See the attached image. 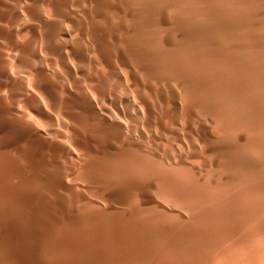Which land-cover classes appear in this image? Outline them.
Returning <instances> with one entry per match:
<instances>
[{
  "label": "rangeland",
  "instance_id": "obj_1",
  "mask_svg": "<svg viewBox=\"0 0 264 264\" xmlns=\"http://www.w3.org/2000/svg\"><path fill=\"white\" fill-rule=\"evenodd\" d=\"M134 2L135 4H133ZM140 3H141L140 0H90V1L89 0H0V23L5 24V25L0 24V145H3L0 148V178H1L0 205L5 203L7 200L17 199L22 194L28 195L32 193H41L42 195L48 197L51 201L56 200L58 197H61L62 199L67 201L68 199L71 198V195H74L78 197L76 202L75 216L80 221L81 218L84 221L85 219L91 217V219H93L94 225L98 227L101 230V232L103 233L106 232L107 233V234L105 233L106 235L112 234L118 237L122 236L121 238L127 239L126 245L124 247H120L119 249L102 245L104 246L103 247L104 252H106L107 254L109 253L114 257L120 259V260L117 259L116 262L111 264H186L187 263L186 259L183 260V258H178L173 256L172 254H170L171 251L169 250H166L163 255L156 256L150 262L140 261V260L135 261L134 259L127 257L125 255V251L129 249L134 250V248L137 247L142 248L143 245H140V242L142 244L143 238L141 237H145L144 234L145 235L147 234V237L149 238L150 236L151 237L153 236V232L156 233L158 231L166 230L170 228L183 229L185 227L183 230H187L186 227L188 228L190 227L188 230L192 232L195 231L194 233L196 234H200L202 236H207V237L209 236L211 238H216L215 235L217 234L219 235L224 234L223 228L224 226H229L230 224H232L231 222L233 220V215L230 216L231 213L230 215L228 213L229 216L228 217L226 215L227 213H223L224 217L226 218L225 221L224 220L225 218L222 217L223 215L222 212H218L217 209L215 213L214 212L206 213V215H202V216L192 215V217L194 216V218L190 221L189 217H191L190 216L191 214L188 213L189 209L187 206L195 204L196 201L198 202V204H207V203L211 204L213 202L211 205H214L215 207L217 204L225 203L227 196L229 198L227 201L232 200L234 202L237 201V203H239L238 201L240 200L239 204H242L241 201H243L244 206H242V209L240 211L241 213L237 212L238 217L243 223L246 222V220L248 221V218L252 216L251 214L255 213L256 211L255 206H254L255 208L252 207L253 206L252 205L251 207L249 208L246 207L245 209V205L249 206L254 203L256 204V202L258 201L254 199V197L250 199L248 196L245 195V193L244 194L242 193L248 188L250 189L256 185H259V182L261 180L264 181L263 179L264 153L259 151L257 153L256 150L252 148L255 140L258 139L262 140L261 135L252 131H248L245 132L244 138L246 139V141H244L245 139H243L242 140V142L244 141L243 144L241 141L233 142L231 138L224 131L225 126L223 124H224V120L226 119L224 117H220L219 114L218 115L215 113L206 114L201 110L197 109L195 110L194 116L192 118H187L185 108H187V104L189 101V92L186 83L189 84L190 81L191 83H193L194 80L195 81L198 80L202 82L203 85H205V87L207 88H212L217 83L223 85L224 93L223 92L222 93L224 95L222 94L221 96L219 94L218 95L213 94V102L216 101L214 104H217V108L220 106L221 111L222 110L232 111L233 108L235 107L238 108L239 106H241L243 100L242 93L243 94L246 92L248 93L250 90L255 88L256 89L253 90L254 97L256 95L257 97L260 96L256 100H259L261 98L260 101H262L264 99V74H263L264 67L262 68V65L264 66L263 64L264 61H257L255 60V57H257V55L259 57V54H262L260 56H263L264 48L255 49L250 47L237 48V47H228V46L226 48L225 47L220 48L205 44L203 46V44L189 43L188 41L184 40V38L176 37L174 35H172L174 39L171 36L172 44L170 46L162 45L160 42H158L159 41L158 37L162 33V31H165V28L166 30L174 29L173 27L175 26L176 23L185 21V17L181 13H179L178 10L170 9L167 11V13L169 14V15L167 14V18L169 17L168 26L166 25V26H162V28L161 27L158 28L157 26L155 27L152 25L151 27L149 25L148 27V25L142 22L143 9H142V4ZM21 11H23V13ZM44 14H46L45 16L48 17H45ZM137 15L140 17H137ZM49 17L51 19H48ZM54 18L55 20H53ZM173 20H175V22ZM134 22L136 25L133 24ZM134 25L136 28L134 27ZM17 28L20 30H18ZM38 28L40 30V33ZM117 30L119 31V33ZM63 32H66V35H62ZM144 34L149 35L150 38ZM59 35L61 37H59ZM135 35L137 37H135ZM131 36L133 37L130 38ZM141 36L144 38H142ZM61 38L63 41L61 40ZM155 38L157 39V41H155L156 40ZM52 39H54L56 42ZM96 43L98 45H96ZM186 45L188 47H185ZM161 46H163L164 50L161 48ZM212 49L213 51L214 50L216 51L213 52ZM116 51L120 52L123 55V57L126 59V64L120 61V59L116 55ZM143 51L145 52V54H147L148 62L150 63V65L154 66L153 68L156 70L158 75V79H156V81L153 79L150 80V84L154 90H162L166 98V100H164L165 102L160 101L159 99L154 97L149 92V90H147L145 87L143 88L139 84L141 83V80L142 82L148 80L147 74L141 71L138 67L140 60H143L144 58L142 54ZM249 51L250 53L248 54L247 52ZM213 53L214 55H212ZM237 53H239V55ZM16 54H18L17 57ZM227 54H229V58ZM240 54H242L241 57ZM247 54L249 55L248 57ZM168 55L171 58H169ZM232 55L237 57H233ZM8 56L11 59H8ZM212 56L213 57L216 56L217 60L216 57L211 58ZM238 56L240 57V59L243 56L242 60L237 59L239 58ZM182 57L184 58V60H182L183 59ZM57 58H60V60ZM149 58L151 59L149 60ZM198 58H200L201 61H199ZM12 59L13 61H11ZM229 59L231 63L229 62ZM168 60L170 62L173 61V63L168 62ZM174 60H176L177 63ZM243 60L245 63L243 62ZM10 62H14L13 66L11 65ZM34 62H37V64L39 65H37ZM97 62L98 65L96 64ZM235 62L236 64H234ZM258 62L262 64L260 65ZM174 63H176L177 65ZM238 63H240L239 64L240 66H238ZM34 64L35 67L37 68H34ZM117 64L119 65L120 70L117 67L118 66ZM171 64H172V68H171ZM189 64H192V66ZM95 65L98 67L97 69H95L96 68ZM193 65H195V67H193ZM212 65L217 70L215 68L214 70ZM196 66H198L197 69L199 68L200 69L197 70ZM227 66L229 68L228 70H226ZM134 67L136 69V73L135 70L133 71ZM249 67L251 68L250 70L248 69ZM232 68H234L236 71H234ZM240 68L243 69L240 70ZM237 69L240 74L241 73L244 74L239 75V73H237ZM253 69L254 71L257 70L258 73L257 71L254 72ZM223 70L226 72L225 74H223L224 73ZM231 70L232 73H230ZM251 70L253 72H250ZM27 71H30V73ZM106 71L108 72L107 75H105ZM120 71L125 77L122 76ZM195 71L196 73L198 71V73L196 74L197 76L194 74ZM208 73L211 75V77ZM95 74L97 75L95 76ZM167 74H169V76H167ZM175 74L183 79L184 81L183 84L175 80L176 79ZM133 76L136 77L139 83L134 80ZM255 76L260 78H256ZM110 77L112 78L110 79ZM113 78L115 79V81ZM203 78L206 82L203 80ZM208 78L210 81L208 80ZM219 78L221 81H218ZM253 79L255 80L253 81ZM209 82H212V84ZM206 84L208 86H206ZM236 84H241V85L238 86ZM179 85L181 89L179 88ZM119 87L123 88L124 90L123 89L120 90ZM241 87L242 89L240 91L239 88ZM176 88L178 89V91ZM233 91L234 92L238 91V93H234L236 95L231 94V92L233 93ZM3 92L4 93L6 92V95ZM28 92L30 95H28ZM178 92H180L179 93L180 95H177ZM171 95H174L175 98H177L176 101L178 100L177 101L178 110L176 113H174L173 106L169 101ZM222 98L223 100H221ZM220 100L222 102H220ZM263 101L262 103L264 104ZM159 104L161 105V109ZM152 107H154L153 110ZM154 109L157 112H155ZM98 112L101 114H99ZM205 115H208V117ZM108 117H110L111 120ZM205 119L208 121V123L207 121L205 122ZM153 120H155L156 122ZM27 124L30 125L31 128H28L26 126ZM73 124L74 125L76 124L75 126L76 127L78 126L79 128H76ZM190 124H192V126ZM200 125L206 128L207 132L209 133V137L207 138L200 137L199 135ZM213 129L216 130L215 131L216 135ZM101 130L103 131V133ZM210 132H212L213 134H211ZM217 134H219L220 136ZM221 134H225V135H221ZM226 135L229 137V139H227L228 137ZM123 138L124 140L126 139L127 142H125L126 140L124 141ZM227 143L230 145L228 146ZM46 144L47 147L45 146ZM53 148L55 151L53 150ZM251 149L255 153L250 151ZM180 151L182 152L180 153ZM178 152L179 154H176ZM218 152H221V154ZM129 153L130 155H128ZM260 153L263 154L260 155ZM180 154L181 157L178 156ZM167 155L169 156L171 155V157L169 158V156ZM258 155H260V157ZM226 157L227 159H225ZM92 158H94L95 160H93ZM184 159H188L189 161L188 160L186 161ZM183 160L185 161V163ZM193 160L195 161L197 160L196 162H199V164H197ZM228 160L231 161V163ZM257 160L258 161L261 160V162H259L260 165L256 164L258 163ZM254 161L255 163H253ZM186 162H188L189 164ZM130 163L132 165L134 164V166L130 165ZM232 163L236 165V166L234 165L236 168L233 167ZM248 163L251 164L254 169L255 168L256 169L254 170L251 166H250L251 168L247 167L246 165ZM127 165L131 167V170L129 167H128L129 169H126ZM189 166L191 167L189 170L192 169V173L191 171H188ZM256 166H258L259 169L260 167H262L261 169L263 171L261 172L258 171L257 170L258 168ZM230 167H232L233 170ZM149 169L152 174L150 173ZM12 170L19 172L25 178L21 179L16 175H13ZM88 171L90 172L88 173ZM198 171L200 173L202 172V175ZM130 173L131 176L133 177L130 176ZM161 173L163 174L165 173L164 177ZM125 174L130 176L129 179L126 178L128 177L127 175L124 176ZM134 174L138 176H135ZM248 174L251 175L249 176ZM253 174L255 175L254 178L255 177L256 178L261 177V178L260 179L257 178V180L255 181V179L252 178ZM154 175L156 176V179H154L155 177ZM170 175L173 176L171 177ZM181 175L183 177L187 176L189 178V181H187L186 179L187 177L183 178L181 177ZM198 175L199 177H196ZM205 175L208 177H204ZM120 176L122 177V179L120 178ZM116 177L118 179H115ZM178 177L180 178V180ZM247 177L252 178V180L251 179H249L250 181L247 180L248 179ZM59 179H61V181L67 186V189L61 187L59 183ZM196 181L198 184L196 183ZM239 181H241V183ZM248 181L250 183L249 186L247 187ZM184 182L188 183L189 185L190 182L192 183L191 186H189ZM169 183L171 185H169ZM77 184L78 186H76ZM238 184L240 187L243 184L244 185L243 188H245V190L241 188L242 192L239 190L240 193H236V192L234 193L233 191L235 190L238 191L237 190ZM198 185L201 186L200 187L201 190L200 188L198 190L199 187ZM202 185L203 186L209 185V186L203 187ZM218 185H220V187ZM234 185H236V187ZM145 188L147 189L148 194L152 197L153 201L141 202L142 201L141 198L138 195L136 197V194H138V190ZM234 188L235 190H233ZM177 189L178 191H176ZM227 190L230 194L227 193ZM186 191L188 192L185 193ZM194 191H196V194ZM115 192L118 194H116ZM205 192L206 193L208 192L207 195ZM179 194L181 196H179ZM208 194L211 195L209 196ZM243 195L245 196L243 197ZM163 197L165 198L163 199ZM171 197L173 200L176 199L175 200L176 202L173 201ZM214 197L217 198L218 201H216ZM231 197L233 199L230 200ZM136 199L140 201L139 203L137 202L140 205H138L136 202L135 205L133 204L134 200ZM211 199H213V201H211ZM203 200L204 201L207 200V201L204 202ZM197 202L195 205H198ZM152 205L153 207L156 206V209L155 208L153 209L156 210L157 212H153V213L154 215L155 213H157L158 215L157 217L156 216L154 217L153 215L152 217H150L151 216L150 212L153 210L149 208H151ZM78 206L80 207L81 210L79 209ZM141 206L143 207V210H141L142 208ZM147 206H149V208ZM250 208L251 209L254 208V209L250 210ZM185 211L187 212L185 213ZM87 212L88 214H86ZM190 212L192 211L190 210ZM257 212H259L258 209ZM96 213H98L99 215ZM158 213H161V215L163 214L166 217L169 216L166 218L169 222L167 220L166 221L168 222V224L169 223L170 224L166 226L167 222L165 223L163 222L164 221L163 215H162L163 218L162 217L159 218L161 215H159ZM174 213L177 215L178 218L182 219L181 220L182 222L178 221ZM220 213H221V217H220ZM10 214L11 216H13L15 214V211H10ZM148 214L150 215L148 217L150 218L149 220L147 217L146 218L144 217L145 219L142 220L139 219V217L141 218V216L142 217L145 215L147 216ZM213 214H215L216 216ZM216 217L220 219L219 223L217 222L218 219ZM244 217H248V218L244 220L245 219ZM125 219L126 221H124ZM146 219L147 221H145ZM221 219H223L224 221ZM101 220L103 221V223L101 222ZM196 220H198V222ZM213 220H215V222L217 223H213L214 222ZM122 221L125 222L126 226ZM138 221L141 222V224H139ZM153 221L154 223H152ZM186 221L188 223H186ZM220 221H223L222 223L225 222V224H223L224 226H222L223 228L220 227L221 224ZM127 222L129 223V225ZM150 222L152 223L153 226L151 225ZM206 222H208L209 224H207ZM148 223H150V225ZM155 223L157 224V226ZM179 223H181L183 226H181V224L179 225ZM183 223L184 224L186 223L185 224L186 226ZM201 223L203 225L202 227L200 226ZM210 223H212L213 225L215 224L216 226L214 225V227H216V229L218 227V230L214 229V227ZM194 224H198L200 227ZM160 225H163V228H160L159 227ZM108 226H110L109 228L112 229L113 231H111L108 228ZM118 226L120 227L119 231H118L119 229ZM136 227L139 228L135 229ZM205 229H207L208 232ZM65 230L66 229H64L63 231ZM214 230L216 231V233L214 232ZM203 231H205V234ZM127 232L129 234L131 233L132 234L127 235L128 234ZM135 237L137 238V240ZM147 237H145L147 241L153 238L152 237L148 239ZM180 248L181 247H177V249L172 248V251L174 249L175 252L177 251V253H186L185 248H181V249ZM207 248L202 247L201 249L203 250L202 253L205 252L207 253L209 249ZM123 257L125 259H123ZM213 262L211 264H219V262H217L216 260Z\"/></svg>",
  "mask_w": 264,
  "mask_h": 264
},
{
  "label": "bare ground",
  "instance_id": "obj_2",
  "mask_svg": "<svg viewBox=\"0 0 264 264\" xmlns=\"http://www.w3.org/2000/svg\"><path fill=\"white\" fill-rule=\"evenodd\" d=\"M90 1V0H89ZM142 4V9H143V16H142V22H144L146 25H149L152 27L153 26H157L158 28L162 26H168V18H167V11L168 10H178L179 13H181L184 17H185V21L183 22H178L175 24V26L173 27L174 29L169 30L165 28V31H162V33L159 35L158 37V42H160L162 45L165 46H170L172 44V39L171 36L174 35L176 37H181L184 38V40L188 41L189 43H198V44H204L205 45H211L214 47H237V48H246V47H250V48H264V0H140ZM48 3V2H47ZM90 3V2H89ZM115 3V2H114ZM28 4V3H27ZM135 4V2L133 3ZM137 4V3H136ZM29 5V4H28ZM92 5V4H91ZM139 5V4H138ZM137 6V5H135ZM56 7V6H55ZM110 7V6H109ZM40 8V7H39ZM119 8V7H118ZM127 8V7H126ZM138 8V7H137ZM140 8V7H139ZM21 10V9H20ZM140 10V9H138ZM91 11V10H90ZM137 11V9H136ZM23 13V11H21ZM63 12V11H62ZM61 12V13H62ZM65 12V10H64ZM116 13V12H115ZM25 14V13H24ZM23 14V15H24ZM39 14V13H38ZM22 15V16H23ZM46 14H44L45 16ZM65 15V14H64ZM93 15V14H92ZM118 15V14H117ZM126 15V14H125ZM169 15V14H168ZM10 16V15H9ZM21 16V15H20ZM25 16V15H24ZM71 16V15H70ZM113 16V15H112ZM48 17V16H45ZM122 17V15H121ZM137 17H140L137 15ZM173 17V16H172ZM32 18V17H31ZM22 19V17H21ZM48 19H51L50 17ZM57 19V18H56ZM138 19V18H137ZM44 20V18H43ZM55 20V18L53 19ZM58 20V19H57ZM125 20V19H124ZM133 20V19H132ZM140 20V19H139ZM48 21V20H47ZM61 21V20H60ZM112 21V20H111ZM119 21V19H118ZM129 21V20H128ZM127 21V22H128ZM138 21V20H137ZM175 22V20H173ZM22 22V21H21ZM20 22V23H21ZM66 22V21H65ZM121 22V21H120ZM130 23V22H129ZM137 23V22H136ZM1 24V23H0ZM27 24V23H26ZM25 24V25H26ZM127 24V23H125ZM135 24V22L133 23ZM132 24V25H133ZM139 24V23H138ZM174 24V23H173ZM1 25H5V24H1ZM33 25V24H32ZM64 25V24H63ZM124 25V24H123ZM136 25V24H135ZM134 25V27H135ZM140 25V24H139ZM171 25V24H170ZM19 26V25H18ZM17 26V27H18ZM41 26V25H40ZM44 26V25H43ZM121 26V25H120ZM130 26V25H129ZM145 26V25H143ZM67 27V26H65ZM117 27V26H116ZM132 27V26H131ZM133 27V28H134ZM136 28V27H135ZM147 28V27H145ZM144 28V29H145ZM160 28V29H161ZM168 28V27H167ZM18 29V28H17ZM43 29V28H42ZM68 29V28H67ZM117 29V28H116ZM124 29V27H123ZM154 29V28H153ZM152 29V30H153ZM159 29V30H160ZM20 30V29H18ZM17 30V31H18ZM39 30V28H38ZM105 30V29H104ZM158 30V29H157ZM59 31V30H58ZM118 31V30H117ZM57 32V31H55ZM68 32V31H67ZM123 32V31H122ZM19 33V32H18ZM40 33V30H39ZM61 33V32H59ZM119 33V31H118ZM125 33V32H124ZM55 34V33H54ZM69 34V33H68ZM123 34V33H122ZM149 34V32H148ZM154 34V33H153ZM57 35V34H56ZM62 35H66V32H63ZM124 35V34H123ZM147 35V34H144ZM151 35V34H150ZM149 37V35H147ZM153 36V35H152ZM59 37H61L59 35ZM129 37V36H128ZM133 36H131L130 38H132ZM135 37H137L135 35ZM134 37V38H135ZM142 37V36H141ZM18 38V37H17ZM109 38V37H108ZM125 38V37H124ZM144 38V37H142ZM146 38V37H145ZM150 38V37H149ZM172 38L174 39V37L172 36ZM48 39V38H47ZM154 39V38H153ZM156 39V38H155ZM54 40V39H52ZM62 40V38H61ZM130 40V39H129ZM183 40V41H184ZM36 41V38H35ZM55 41V40H54ZM63 41V40H62ZM69 41V40H68ZM157 41V39L155 40ZM179 41V40H178ZM20 42V41H19ZM56 42V41H55ZM76 42V41H75ZM82 42V41H81ZM84 42V41H83ZM126 42V41H125ZM134 42V41H133ZM132 42V43H133ZM136 42V41H135ZM144 42V41H143ZM48 43V42H47ZM153 43V42H151ZM183 43V42H182ZM181 43V44H182ZM8 44V43H7ZM127 44V43H126ZM149 44V43H148ZM176 44V43H175ZM180 44V43H179ZM6 45V43H5ZM42 45V44H40ZM45 45V43H44ZM50 45V43H49ZM96 45H98L96 43ZM129 45V44H128ZM178 45V44H177ZM183 45V44H182ZM191 45V44H189ZM193 45V44H192ZM48 46V45H47ZM94 46V45H93ZM155 46V45H154ZM158 46V44H157ZM100 47V46H99ZM110 47V46H109ZM115 47V46H112ZM125 47V46H124ZM150 47V46H148ZM156 47V46H155ZM160 47V46H159ZM182 47V46H181ZM185 47H188L187 45ZM13 48V47H12ZM49 48V47H48ZM51 48V46H50ZM49 48V49H50ZM66 48V47H65ZM64 48V49H65ZM161 48L163 49V46H161ZM172 48V47H171ZM177 48V47H176ZM191 48V46H190ZM41 49V46H40ZM113 49V48H112ZM131 49V47H130ZM159 49V48H158ZM161 49V50H162ZM181 49V48H179ZM216 49V48H215ZM94 50V49H93ZM136 50V49H135ZM153 50V49H152ZM157 50V49H156ZM164 50V49H163ZM232 50V49H231ZM241 50V49H240ZM92 51V50H91ZM142 51V50H141ZM177 51V50H176ZM213 51V49H212ZM216 50H214L213 52H215ZM227 51V50H226ZM7 52V51H6ZM40 52V50H39ZM94 52V51H93ZM134 52V51H133ZM169 52V51H168ZM187 52V51H186ZM192 52V51H190ZM197 52V51H196ZM199 52V51H198ZM211 52V51H208ZM179 53V52H178ZM232 53V52H231ZM248 54L250 53L247 52ZM12 54V53H10ZM92 54V53H91ZM143 60H140L138 67L141 71L145 72L148 76V80L139 83L136 79L135 76L134 80L137 81L143 88L145 87L147 90H149V92L156 97L157 99H159L160 101H164L166 100L164 93L162 92V90H154L150 84V80H155L158 79V75L156 70L153 68L154 66L150 65V63L148 62V57L147 54H145V52L143 51ZM176 54V53H174ZM239 55V53H237ZM247 54V57L249 56ZM252 54V53H251ZM255 54V53H254ZM18 54H16L17 57ZM24 55V54H23ZM55 55V54H54ZM58 55V53H57ZM116 55L118 56V58L120 59V61L124 64H126V59L123 57V55L120 52L116 51ZM157 55V54H155ZM165 55V54H164ZM182 55V54H181ZM195 55V54H194ZM208 55V54H206ZM214 55V53L212 54ZM228 58H229V54ZM242 54H240L241 57ZM262 54H259V57L257 55V57H255V60L257 61H264V55L260 56ZM68 56V55H66ZM89 56V55H88ZM160 56V54H159ZM174 56V55H173ZM176 56V55H175ZM203 56V55H200ZM231 56V54H230ZM233 56V55H232ZM244 56V55H243ZM242 56V58H243ZM252 56V55H251ZM250 56V57H251ZM25 57V56H24ZM37 57V56H36ZM155 57V56H154ZM169 58H171L168 55ZM192 57V56H191ZM197 57V56H196ZM206 57V56H205ZM216 57V56H214ZM213 56L211 58H214ZM233 57H237V56H233ZM232 57V58H233ZM239 57V56H238ZM237 58V59H240ZM55 58V57H54ZM87 58V57H86ZM160 58V57H159ZM165 58V57H164ZM168 58V59H169ZM181 58V57H180ZM183 58V57H182ZM188 58V57H187ZM190 58V57H189ZM242 58L240 60H242ZM8 59H11L8 56ZM21 59V58H20ZM36 59V58H35ZM60 60V58H57ZM151 58H149L150 60ZM162 59V58H161ZM167 59V58H166ZM174 59V58H173ZM191 59V58H190ZM189 59V60H190ZM199 61H201L200 58H198ZM220 59V58H218ZM231 59V58H230ZM229 59V62H230ZM253 59V58H252ZM19 60V59H18ZM33 60V59H32ZM99 60V59H98ZM97 60V61H98ZM112 60V59H111ZM165 60V59H164ZM171 60V59H170ZM178 60V59H177ZM184 60V58L182 59ZM195 60V59H194ZM217 60V57H216ZM223 60V59H222ZM232 60V59H231ZM235 60V59H234ZM245 60V57H244ZM243 60V62H244ZM249 60V58H248ZM13 61V59L11 60ZM67 61V60H66ZM88 61V60H87ZM134 61V60H133ZM166 61V60H165ZM176 61V60H174ZM181 61V60H180ZM186 61V60H185ZM228 61V60H227ZM254 61V60H253ZM15 62V60H14ZM14 62H10L11 65L13 66ZM96 62V61H95ZM168 62H170L168 60ZM182 62V61H181ZM184 62V61H183ZM213 62V61H212ZM215 62V61H214ZM221 62V61H220ZM233 62V61H232ZM251 62V61H250ZM37 64V62H34ZM80 63V61H79ZM85 63V62H84ZM136 63V62H135ZM154 63V62H153ZM157 63V62H156ZM170 63H173V61H171ZM168 63V64H170ZM177 63V61H176ZM174 63V64H176ZM179 63V62H178ZM198 63V62H196ZM203 63V62H202ZM219 63V62H218ZM231 63V62H230ZM242 63V62H241ZM245 63V62H244ZM243 63V64H244ZM248 63V62H247ZM260 65L262 63L258 62ZM33 64V63H32ZM98 65V62L96 63ZM162 64V63H160ZM186 64V63H185ZM216 64V63H215ZM221 64V63H220ZM236 64V62L234 63ZM240 63H238V66ZM254 64V63H251ZM264 64V63H263ZM39 65V64H37ZM81 65V64H80ZM85 65V64H84ZM118 65V64H117ZM165 65V64H163ZM177 65V64H176ZM181 65V64H180ZM192 66V64H189ZM188 65V66H189ZM208 65V64H207ZM225 65V64H223ZM248 65V64H247ZM67 66V65H66ZM88 66V65H87ZM157 66V65H156ZM185 66V65H184ZM213 66V65H212ZM237 66V68H238ZM242 66V65H241ZM257 66V65H255ZM64 67V64H63ZM84 67V66H83ZM95 69H97L98 67L95 65ZM119 68V65L117 66ZM116 67V68H117ZM162 67V65H161ZM193 67H195V65H193ZM204 67V66H203ZM201 67V68H203ZM220 67V66H219ZM223 67V66H222ZM247 67V66H245ZM252 67V66H251ZM264 66L262 65V68ZM34 68L35 64H34ZM169 68V67H168ZM171 68H172V64H171ZM175 68V67H173ZM183 68V67H182ZM186 68V67H185ZM184 68V69H185ZM192 68V67H191ZM198 68V66H196V69ZM215 67L213 66V69ZM261 68V67H260ZM28 69V68H27ZM26 69V70H27ZM76 69V68H75ZM74 69V70H75ZM90 69V68H89ZM158 69V68H157ZM162 69V68H161ZM180 69V68H179ZM183 69V71H184ZM195 69V68H194ZM200 69V68H199ZM197 69V70H199ZM216 69V68H215ZM214 69V70H215ZM226 69V68H225ZM228 66L227 69L228 70ZM234 71H236L234 68H232ZM243 68H240V70H242ZM249 70L251 69L250 67L248 68ZM256 69V68H254ZM253 69V71H254ZM7 70V69H6ZM30 70V69H29ZM107 70V69H106ZM120 70V68H119ZM135 70L136 73V69L135 67L133 68V71ZM160 70V69H159ZM166 70V68H165ZM163 70V71H165ZM173 70V69H172ZM209 70V69H208ZM213 70V71H214ZM217 70V69H216ZM260 70V69H259ZM128 71V70H127ZM171 71V70H170ZM169 71V72H170ZM175 71V70H174ZM182 71V70H181ZM201 71V70H200ZM203 71V70H202ZM206 71V70H205ZM211 71V70H210ZM233 71V72H234ZM252 70L250 72H253ZM257 71V70H256ZM254 71V72H256ZM30 73V71H27ZM98 72V71H97ZM223 74H225L226 72L223 70ZM249 72V73H250ZM6 73V72H5ZM68 73V72H67ZM105 73V72H104ZM107 71L106 74L107 75ZM121 73V71H120ZM140 73V72H139ZM174 73V72H172ZM179 73V72H178ZM182 73V72H181ZM198 73V71H197ZM195 71V75L197 74ZM207 73V72H206ZM219 73V71H218ZM217 73V74H218ZM232 73V70L231 72ZM237 73L238 69H237ZM258 73V71H257ZM110 74V73H109ZM122 74V73H121ZM177 74V73H176ZM175 74V75H176ZM192 74V73H191ZM209 74V73H208ZM211 74V72H210ZM209 74V75H210ZM244 74V73H241ZM239 73V75H241ZM261 74V72H260ZM259 74V75H260ZM264 74V73H263ZM97 74H95L96 76ZM138 75V74H136ZM142 75V74H141ZM171 75V74H170ZM180 75V74H179ZM200 75V74H198ZM222 75V74H221ZM258 75V74H256ZM13 76V75H12ZM70 76V75H69ZM100 76V75H99ZM103 76V75H102ZM101 76V77H102ZM123 76V74H122ZM121 76V77H122ZM167 76H169V74H167ZM173 76V75H172ZM184 76V75H183ZM188 76V73H187ZM197 76V75H196ZM218 76V75H216ZM237 76V75H236ZM243 76V75H242ZM125 77V76H123ZM141 77V76H139ZM186 77V75H185ZM194 77V75H193ZM201 77V76H200ZM198 77V78H200ZM206 77V76H203ZM211 77V75H210ZM209 77V78H210ZM222 77V76H220ZM225 77V75H224ZM240 77V76H238ZM256 77V76H255ZM75 78V77H74ZM98 78V77H97ZM104 78V77H103ZM112 77H110L111 79ZM117 78V77H116ZM197 78V79H198ZM208 78V80H209ZM229 78V77H228ZM237 78V77H236ZM235 78V79H236ZM245 78V76H244ZM249 78V77H248ZM247 78V79H248ZM256 78H260V77H256ZM83 79V78H82ZM108 79V78H107ZM114 79V78H113ZM112 79V80H113ZM262 79V78H261ZM119 80V79H118ZM179 83L183 84L184 81L181 77L176 75V79ZM194 80V79H193ZM200 80V79H199ZM204 80V78H203ZM229 80V79H228ZM227 80V82H228ZM242 80V78H241ZM255 79H253L254 81ZM105 81V80H104ZM111 81V80H110ZM115 81V79H114ZM113 81V82H114ZM131 81V80H130ZM205 81V80H204ZM210 81V80H209ZM218 81H221L220 78ZM216 81V82H218ZM240 81V80H239ZM245 81V80H244ZM171 82V81H170ZM188 82V81H187ZM206 82V81H205ZM215 82V83H216ZM225 82V80H224ZM231 82V81H230ZM115 83V82H114ZM137 83V84H138ZM162 83V82H161ZM160 83V85H161ZM186 83V82H185ZM212 84V82H209ZM214 83V84H215ZM241 83V82H240ZM39 84V83H38ZM138 84V85H139ZM176 84V83H175ZM187 87H188V92H189V101L187 104V108L186 109V116L187 118H192L194 116V112L195 110L199 109L202 112L206 113V114H219L220 117H224L226 120H224V131L225 133L231 138V140L233 142H242L245 136V132L248 131H252L255 133H258L261 135V139L255 140L253 143V147L254 150H256V152H263L264 153V104L262 103V101L256 100L257 95L254 97L253 95V90H250L248 93H242V104L241 106H239L238 108H233L232 111H224V110H220V106L217 108V104H214L215 102H213V94H219L222 96V94L224 93V86L221 84H215L212 88H207L205 87V85H203L202 82L200 81H193V83H186ZM205 84V83H204ZM96 85V84H95ZM120 85V84H118ZM163 85V84H162ZM236 85H241V84H236ZM234 85V86H236ZM246 85V84H245ZM259 85V84H258ZM83 86V85H82ZM116 86V85H115ZM127 86V85H126ZM175 86V85H174ZM206 86H208L206 84ZM125 87V86H124ZM252 87V86H251ZM14 88V87H13ZM118 88V87H117ZM120 88V87H119ZM141 88V87H140ZM180 88V85H179ZM233 88V87H232ZM245 88V86H244ZM27 89V88H26ZM123 88H120V90H122ZM177 89V88H176ZM181 89V88H180ZM179 89V91H180ZM237 89V88H236ZM240 91L242 89L239 88ZM7 90V89H6ZM66 90V89H65ZM124 90V89H123ZM258 90V89H257ZM256 90V91H257ZM142 91V90H140ZM146 91V90H145ZM178 91V89H177ZM226 91V89H225ZM235 91V90H234ZM231 92V94L234 93H238L237 92ZM9 92V91H8ZM184 92V91H183ZM223 92V93H222ZM230 92V91H229ZM227 92V93H229ZM4 93V92H3ZM144 93V92H143ZM168 93V92H167ZM180 92H178L177 95ZM226 93V94H227ZM257 93V92H256ZM6 95V92L4 93ZM60 94V93H59ZM109 94V93H108ZM117 94V93H116ZM145 94V93H144ZM262 94V93H261ZM28 95L29 92H28ZM69 95V93H68ZM143 95V94H142ZM224 95V94H223ZM228 95V94H227ZM236 95V94H234ZM238 95V94H237ZM142 97V96H141ZM182 97V96H181ZM63 98V97H62ZM221 98V97H220ZM238 98V97H237ZM263 98V97H262ZM7 99V98H6ZM94 99V97H93ZM177 98H175L174 95L170 96V103L173 106V110L174 113L177 112L178 110V106H177ZM150 100V99H149ZM223 100V98L221 99ZM220 100V102H222ZM238 100V99H237ZM62 101V100H61ZM153 101V100H152ZM158 101V100H157ZM85 102V101H84ZM165 102V101H164ZM225 102V101H224ZM264 102V101H263ZM150 103V102H149ZM85 104V103H84ZM97 104V103H96ZM154 104V103H153ZM152 105V103H151ZM158 105V104H157ZM156 105V106H157ZM160 105V104H159ZM82 106V105H81ZM154 106V105H153ZM96 107V106H95ZM158 107V106H157ZM182 107V106H181ZM88 108V107H87ZM154 107H152L153 110ZM156 108V107H155ZM159 108V107H158ZM98 109V108H97ZM105 109V108H103ZM160 109H161V105H160ZM164 109V108H163ZM169 109V108H168ZM166 110V109H165ZM94 111V110H93ZM155 112H157L154 109ZM101 112V111H100ZM197 112V111H196ZM99 113V112H98ZM173 113V112H172ZM101 114V113H99ZM160 114V113H159ZM67 115V114H66ZM76 115V114H75ZM106 115V114H105ZM154 115V114H153ZM199 115V114H198ZM82 116V115H81ZM107 116V115H106ZM164 116V115H163ZM208 117V115H205ZM104 117V116H103ZM161 117V115H160ZM83 118V117H82ZM110 120L111 118L108 117ZM107 118V119H108ZM168 118V117H167ZM171 118V117H170ZM175 118V117H174ZM173 118V119H174ZM177 118V117H176ZM201 118V117H200ZM206 118V117H204ZM155 119V118H154ZM9 120V119H8ZM161 120V119H160ZM171 120V119H170ZM189 120V119H188ZM194 120V119H192ZM191 120V121H192ZM203 120V119H202ZM215 120V119H213ZM219 120V119H218ZM217 120V121H218ZM98 121V120H97ZM102 121V120H100ZM116 121V120H115ZM155 121V120H153ZM201 121V120H200ZM207 120L205 119V122ZM216 121V122H217ZM99 122V121H98ZM117 122V121H116ZM156 122V121H155ZM154 122V123H155ZM215 122V123H216ZM222 122V121H221ZM74 123V122H73ZM86 123V122H85ZM167 123V122H166ZM192 123V122H191ZM194 123V121H193ZM192 123V124H193ZM208 123V121H207ZM192 124H190L192 126ZM206 124V123H205ZM74 125V124H73ZM76 125V124H75ZM74 125V126H75ZM217 125V124H216ZM215 125V126H216ZM28 128H31L30 125H26ZM81 126V125H80ZM110 126V125H109ZM108 126V127H109ZM189 126V125H188ZM37 127V126H36ZM76 127V126H75ZM95 127V126H94ZM107 127V126H106ZM118 127V126H117ZM198 127V126H197ZM38 128V127H37ZM76 128H79L78 126ZM175 128V127H174ZM217 128V127H216ZM10 129V128H9ZM93 129V128H92ZM112 129V128H111ZM110 129V130H111ZM120 129V128H118ZM172 129V128H171ZM33 130V129H32ZM40 130V129H39ZM78 130V129H77ZM80 130V129H79ZM107 130V129H106ZM192 130V129H191ZM214 130V129H213ZM220 130V129H219ZM223 130V129H222ZM89 131V130H88ZM102 131V130H101ZM99 131V132H101ZM114 131V130H113ZM112 131V132H113ZM125 131V130H124ZM164 131V130H163ZM216 130H214V133L216 135ZM78 132V131H77ZM213 132V131H212ZM212 132H210L211 134H213ZM103 133V131H102ZM109 133V132H108ZM125 134V133H124ZM256 134V135H258ZM94 135V134H93ZM198 135V134H197ZM199 135L202 138H207L209 137V133L207 132L206 128L202 125H200V131H199ZM198 135V136H199ZM219 135V134H217ZM221 135H225V134H221ZM226 135V136H227ZM247 135V134H246ZM214 136V135H213ZM220 136V135H219ZM225 136V137H226ZM227 136V137H228ZM93 137V136H92ZM122 137V135H121ZM224 137V138H225ZM229 137L227 139H229ZM255 137V136H253ZM78 138V137H77ZM218 138V137H217ZM223 138V137H221ZM92 139V138H91ZM98 139V138H97ZM131 139V138H130ZM197 139V138H196ZM248 139V138H247ZM124 140V138H123ZM126 140V139H125ZM124 140V141H125ZM174 140V139H173ZM199 140V139H198ZM246 141V139L244 140ZM243 141V142H244ZM85 142V141H84ZM98 142V141H97ZM127 142V140L125 141ZM130 142V141H128ZM134 142V141H133ZM242 142V144H243ZM102 143V141H101ZM104 143V142H103ZM204 143V142H203ZM252 143V142H251ZM136 144V143H135ZM134 144V145H135ZM226 144V143H225ZM228 144V143H227ZM250 144V143H248ZM98 145V144H97ZM214 145V144H213ZM230 144H228L229 146ZM3 145H0V148ZM5 146V145H4ZM47 147V144L45 145ZM55 146V145H54ZM53 146V147H54ZM195 146V145H194ZM227 146V145H226ZM52 147V146H51ZM232 147V145H231ZM246 147V146H245ZM56 148V147H55ZM65 148V147H64ZM80 148V147H79ZM197 148V147H196ZM235 148V147H234ZM233 148V149H234ZM237 148V147H236ZM150 149V148H149ZM172 149V148H171ZM218 149V148H217ZM54 150V148H53ZM109 150V149H108ZM136 150V149H135ZM222 150V149H220ZM55 151V150H54ZM117 151V150H116ZM129 151V150H128ZM179 151V150H178ZM209 151V150H208ZM252 151V149L250 150ZM57 152V151H56ZM66 152V151H65ZM82 152V151H81ZM138 152V150H137ZM144 152V151H143ZM174 152V151H173ZM182 151H180L181 153ZM253 153H255L254 151H252ZM54 153V152H53ZM105 153V152H104ZM142 153V152H141ZM172 153V151H171ZM191 153V152H190ZM205 153V151H204ZM221 154V152H218ZM242 153V152H239ZM263 153H260L263 154ZM123 154V153H122ZM160 154V153H158ZM176 154H179L176 153ZM189 154V153H188ZM194 154V153H193ZM227 154V153H226ZM84 155V153H83ZM120 155V154H119ZM124 155V154H123ZM130 155V153L128 154ZM237 155V154H236ZM260 155H258L260 157ZM264 155V154H263ZM62 156V155H61ZM70 156V155H69ZM93 156V155H92ZM97 156V155H96ZM169 156V155H167ZM181 157V154L178 155ZM188 156V155H187ZM196 156V155H195ZM203 156V155H202ZM206 156V155H205ZM211 156V155H210ZM222 156V155H221ZM108 157V156H107ZM130 157V156H129ZM132 157V156H131ZM171 157V155L169 156V158ZM173 157V154H172ZM176 157V156H175ZM174 157V158H175ZM199 157V155H198ZM212 157V156H211ZM89 158V157H88ZM115 158V157H114ZM113 158V159H114ZM206 158V157H205ZM208 158V157H207ZM233 158V157H232ZM236 158V157H235ZM93 160H95L94 158H92ZM181 159V158H180ZM227 159V157L225 158ZM250 159V158H249ZM106 160V159H105ZM152 160V159H151ZM158 160V159H156ZM182 160V159H181ZM184 160H188V159H184ZM183 160V161H184ZM218 160V159H217ZM240 160V159H239ZM18 161V160H17ZM75 161V159H74ZM77 161V160H76ZM189 161V160H188ZM194 162H196L195 160H193ZM209 161V160H208ZM229 161V160H228ZM245 161V160H243ZM247 161V160H246ZM249 161V160H248ZM258 161V160H257ZM256 161V162H257ZM78 162V161H77ZM213 162V160H212ZM231 163V161H229ZM233 162V161H232ZM237 162V161H236ZM252 162V161H251ZM260 161H258V163H256L257 165L259 164ZM124 163V162H123ZM129 163V162H128ZM135 163V162H134ZM179 163V162H178ZM185 163V161H184ZM188 163V162H186ZM197 164H199V162H196ZM193 163V164H196ZM235 163V162H234ZM241 163V162H238ZM244 163V162H243ZM250 163V162H249ZM247 164V167H252L251 164ZM255 163V161L253 162ZM126 164V163H125ZM124 164V166H125ZM144 164V163H143ZM142 164V165H143ZM189 164V163H188ZM255 164V165H256ZM26 165V164H25ZM123 165V164H122ZM130 165H132L130 163ZM145 165V164H144ZM233 167H235L236 165L233 164ZM235 165V166H234ZM260 165V164H259ZM74 166V165H73ZM134 166V164L132 165ZM137 166V165H136ZM141 166V165H140ZM139 166V167H140ZM199 166V165H198ZM201 166V165H200ZM122 167V166H121ZM131 170V167L129 165H127L126 169ZM143 167V166H142ZM154 167V166H153ZM164 167V166H163ZM172 167V166H171ZM210 167V166H209ZM212 167V166H211ZM241 167V166H239ZM250 167V168H251ZM258 168V166H256ZM260 167V166H259ZM102 168V167H101ZM123 168V167H122ZM134 168V167H132ZM141 168V167H140ZM191 167L189 166L188 171H191L192 173V169L189 170ZM223 168V165H222ZM232 169V167H230ZM236 168V167H235ZM253 168V167H252ZM262 167H260L261 169ZM95 169V168H94ZM107 169V168H106ZM117 169V168H116ZM136 169V168H135ZM133 169V170H135ZM139 169V168H138ZM143 169V168H142ZM167 169V168H166ZM230 169V170H231ZM254 169V168H253ZM256 169V168H255ZM254 169V170H255ZM259 168L257 169L258 171H263L262 169L260 170ZM65 170V169H64ZM101 170V169H100ZM111 170V169H110ZM109 170V171H110ZM118 170V169H117ZM116 170V171H117ZM160 170V169H159ZM158 170V171H159ZM209 170V169H208ZM233 170V169H232ZM235 170V169H234ZM250 170V169H249ZM247 170V171H249ZM70 171V170H69ZM102 171V170H101ZM128 171V170H127ZM150 171V169H149ZM223 171V170H222ZM33 172V171H32ZM90 171H88L89 173ZM113 172V171H112ZM136 172V171H135ZM134 172V173H135ZM155 172V171H152ZM163 172V171H162ZM199 172V171H198ZM211 172V171H210ZM224 172V171H223ZM222 172V174H223ZM232 172V171H230ZM254 172V171H252ZM259 172V173H260ZM116 173V172H115ZM132 173V172H131ZM130 173V176H131ZM146 173V172H145ZM144 173V175H145ZM151 173V171H150ZM157 173V172H156ZM160 173V172H159ZM166 173V172H165ZM164 173V174H165ZM171 173V172H170ZM200 173V172H199ZM218 173V172H217ZM216 173V174H217ZM220 173V171H219ZM234 173V172H233ZM257 173V172H256ZM263 173V172H262ZM12 174L16 175L17 177L24 179L25 177L22 176L19 172L12 170ZM108 174V173H107ZM106 174V175H107ZM152 174V173H151ZM164 177V174L161 173ZM194 174V172H193ZM202 175V172L200 173ZM213 174V173H211ZM105 175V174H104ZM123 175V174H122ZM127 174H125L124 176H126ZM135 176H138L136 174H134ZM147 175V174H146ZM157 175V174H156ZM183 175V174H182ZM181 175V177H183ZM204 175V174H203ZM207 175V174H206ZM204 176V177H208V176ZM221 175V174H220ZM249 175V174H248ZM251 175V174H250ZM249 175V176H250ZM258 175V174H257ZM261 175V174H260ZM113 176V175H112ZM111 176V177H112ZM128 177H126L127 179H129V175H127ZM155 176V175H154ZM159 176V175H158ZM167 176V175H166ZM171 177L173 175H170ZM176 176V175H175ZM180 176V175H178ZM219 176V175H218ZM247 176V175H246ZM254 174L253 177L254 178ZM259 176V175H258ZM262 176V175H261ZM264 176V174H263ZM110 177V178H111ZM133 177V176H131ZM187 177V176H185ZM183 177V178H185ZM196 177H199L196 176ZM221 177V176H220ZM219 177V178H220ZM3 178V177H2ZM120 178L122 179V177L120 176ZM162 178V177H161ZM160 178V179H161ZM176 178V177H175ZM179 178V177H178ZM177 178V180H178ZM218 178V179H219ZM240 178V177H239ZM248 178V179H247ZM246 179L249 180L252 178L247 177ZM259 178V177H257ZM257 178L255 177V181L257 180ZM261 178V177H260ZM259 178V179H260ZM67 179V178H66ZM115 179H118L117 177ZM114 179V180H115ZM138 179V178H137ZM154 179H156V176L154 177ZM159 179V178H158ZM166 179V178H165ZM169 179V177H168ZM182 179V178H181ZM187 181H189V178H186ZM215 179V178H214ZM243 179V178H242ZM241 179V181H242ZM264 179V178H263ZM65 180V179H64ZM96 180V179H95ZM176 180V181H177ZM180 180V178H179ZM240 180V179H239ZM1 181V178H0ZM77 181V180H76ZM75 181V182H76ZM119 181V180H118ZM122 181V180H120ZM125 181V180H124ZM144 181V179H143ZM186 181V182H187ZM191 181V179H190ZM206 181V180H205ZM238 181V180H237ZM241 181H239L241 183ZM250 181V180H249ZM248 181V185L249 186V182ZM262 181V182H261ZM259 182V185H256L252 188H248L247 190H245L244 185L242 184V186L240 187L239 184V189L237 186V190H235V188L233 190L234 193H240L241 188H243L245 191L242 193L246 196H248L250 199L254 197V199H256L258 202H256V204H251L249 206L245 205V209L246 207L249 208L251 207H256V211L254 214H251L252 216L250 218L248 217H244L246 220V218H248V221L246 220V222H242L240 220V218L237 215V212L241 213V209L243 205V201L242 204L240 203V200L238 201L239 203L232 201L231 199H233L232 197L230 198L231 201H227L229 198L227 196L226 202L225 203H221V204H217L216 207L214 205H211L209 203L207 204H192L187 206L189 209V212L192 217V215L194 216H202V215H206V213H211V212H216V210L218 209V212H222L223 213H227L226 215L228 216V213L230 216L233 215V220H232V224H228L229 226H224L222 223L224 220L226 221V218L224 217V214L222 215V217H224L225 219H221L223 221H220V227L223 228L222 226H224V234H213L215 235L216 238H211V237H207V236H202L200 234H196L190 230H188L189 228H187V230H183V229H166V230H161L158 231L156 233L153 232V238L150 236L149 238H152L151 240L147 241V239L145 237H147V234L144 236L145 237H141L142 239V244L140 242V245H143L142 248L137 247L134 248V250H129L125 251V255L129 258L136 260H140V261H148L150 262L152 259H154L156 256H160L163 255L164 252L166 250L171 251L170 254H172L175 257L178 258H183V260H187L186 264H211L213 261H217L219 262V264H264V181L261 180ZM108 182V181H107ZM127 182V181H126ZM125 182V183H126ZM166 182V181H165ZM168 182V181H167ZM174 182V181H173ZM184 182L185 184H188ZM193 182V181H192ZM190 185L191 186V183ZM199 182V181H198ZM204 182V180H203ZM236 182V181H235ZM254 182V180H253ZM23 183V182H22ZM59 183L61 185L62 188L67 189V186L61 181V179H59ZM87 183V182H86ZM95 183V182H93ZM197 183V181H196ZM208 183V182H206ZM216 183V181H215ZM238 183V182H237ZM245 183V182H243ZM247 183V182H246ZM80 184V183H79ZM101 184V183H100ZM129 184V183H128ZM127 184V185H128ZM134 184V183H133ZM144 184V183H143ZM167 184V183H166ZM173 184V183H172ZM183 184V185H185ZM198 184V183H197ZM205 184V183H204ZM233 184V183H232ZM33 185V184H32ZM51 185V184H50ZM74 185V184H73ZM83 185V184H82ZM105 185V184H104ZM123 185V184H122ZM168 185V184H167ZM169 185H171L169 183ZM201 185V184H200ZM255 185V184H254ZM78 186V184L76 185ZM98 186V184H97ZM108 186V185H107ZM110 186V185H109ZM117 186V185H116ZM144 186V185H143ZM146 186V185H145ZM173 186V185H172ZM176 186V183H175ZM199 186V185H198ZM203 186V185H202ZM209 186V185H206ZM205 185L203 187H206ZM220 187V185H218ZM222 186V185H221ZM236 187V185H234ZM104 187V186H103ZM118 187V186H117ZM169 187V186H168ZM196 187V186H195ZM201 186L198 187V190ZM251 187V185H250ZM114 188V187H113ZM139 188V187H138ZM141 188V187H140ZM143 188V187H142ZM148 188V187H147ZM208 188V187H207ZM95 189V188H94ZM136 189V188H135ZM194 189V188H193ZM197 189V188H196ZM203 189V188H202ZM222 189V187H221ZM52 190V189H51ZM106 190V189H105ZM121 190V188H120ZM164 190V189H163ZM201 190V188H200ZM204 190V189H203ZM224 190V189H223ZM229 190V188H228ZM227 190V193H229ZM240 190V191H239ZM79 191V190H78ZM155 191V190H154ZM178 191V189L176 190ZM231 191V190H230ZM99 192V191H98ZM130 192V191H129ZM158 192V191H157ZM162 192V191H161ZM167 192V191H166ZM188 191H186L185 193H187ZM196 194V191H194ZM209 192V191H208ZM207 192V193H208ZM222 192V191H221ZM232 192V191H231ZM232 192V193H233ZM242 192V191H241ZM116 193V192H115ZM114 193V194H115ZM128 193V191H127ZM132 193V192H131ZM137 193V192H136ZM171 193V192H170ZM191 193V192H189ZM193 193V192H192ZM204 193V192H203ZM206 193V192H205ZM206 193V195H207ZM87 194V193H86ZM118 194V193H116ZM172 194V193H171ZM175 194V193H173ZM182 194V192H181ZM194 194V193H193ZM192 194V195H193ZM198 194V193H197ZM202 194V193H201ZM199 194V195H201ZM213 194V193H212ZM230 194V193H229ZM4 195V194H3ZM105 195V194H104ZM125 195V194H124ZM127 195V194H126ZM131 195V194H130ZM141 198V202H147V201H153L152 197L148 194L147 189H139L138 190V194H136ZM168 195V193H167ZM185 195V194H184ZM209 195V194H208ZM211 195V194H210ZM209 195V196H210ZM243 195V197L245 196ZM166 196V195H165ZM178 196V195H177ZM179 196H181L179 194ZM205 196V195H204ZM214 196V195H213ZM226 196V195H225ZM100 197V195H99ZM107 197V196H106ZM135 197V196H133ZM203 197V195H202ZM206 197V196H205ZM208 197V196H207ZM224 197V196H223ZM230 197V196H229ZM165 197H163L164 199ZM191 198V197H190ZM215 198V197H214ZM78 197L71 195V198L68 199L67 201L62 199L61 197H58L56 200L51 201L48 197H46L45 195H42L41 193H32V194H22L21 196H19L17 199L14 200H7L5 203H3L2 205H0V264H111L117 261V257H114L111 254H107L106 252H104L102 245H106L108 247H114V248H120V247H124L126 245V241L127 239L109 234L106 235L105 233L101 232V230L96 227L94 225L93 219L88 218L85 219L83 221V219L81 218V221L75 216V209H76V202H77ZM125 199V198H124ZM131 199V198H130ZM170 199V198H169ZM172 199V197H171ZM178 199V198H177ZM197 199V198H196ZM203 199V198H202ZM201 199V201H202ZM208 199V198H207ZM216 201L217 198H215ZM246 199V198H245ZM252 199V200H254ZM96 200V199H95ZM137 200V201H136ZM134 200V205L138 202H140L138 199ZM173 200V199H172ZM176 200V199H175ZM173 200V201H175ZM184 200V199H183ZM210 200V199H209ZM236 200V199H235ZM248 200V199H247ZM111 201V200H110ZM120 201V200H119ZM190 201V200H189ZM188 201V202H189ZM204 201V200H203ZM207 201V200H205ZM204 201V202H205ZM211 201H213V199H211ZM215 201V200H214ZM109 202V201H108ZM107 202V203H108ZM130 202V200H129ZM133 202V201H132ZM136 202V203H135ZM176 202V201H175ZM183 202V201H182ZM250 202V200H249ZM253 202V201H252ZM137 203V204H138ZM168 203V202H167ZM172 203V202H171ZM217 203V202H216ZM91 204V202H90ZM131 204V205H133ZM148 204V203H146ZM169 204V203H168ZM181 204V203H180ZM187 204V203H185ZM184 204V205H185ZM249 204V203H248ZM111 205V204H110ZM125 205V204H124ZM140 205V204H138ZM137 205V206H138ZM107 206V205H106ZM128 206V205H127ZM130 206V205H129ZM165 206V205H164ZM79 207V206H78ZM122 207V206H121ZM125 207V206H124ZM139 207V206H138ZM142 207V206H141ZM149 208V206H147ZM166 207V206H165ZM171 207V206H170ZM176 207V206H175ZM180 207V206H179ZM186 207V208H187ZM254 207V208H255ZM146 208V207H145ZM144 208V209H145ZM153 208L156 209V206L153 207V205L151 206V208L153 211L150 212L151 216L148 214L147 216H141V218L139 217V219H145L146 217L148 218L149 216L152 217V215L155 217H157V213L153 212H157L156 210H154ZM253 208V209H254ZM80 209V207H79ZM78 209V210H79ZM139 209V208H138ZM182 209V208H181ZM250 208V210H253ZM257 209L259 210V212H257ZM81 210V209H80ZM137 210V209H136ZM140 210V209H139ZM141 210H143V207L141 208ZM146 210V209H145ZM171 210V208H170ZM169 210V211H170ZM187 210V209H186ZM190 210L192 212H190ZM10 211H15V214L13 216H11ZM135 211V210H134ZM147 211V210H146ZM246 211V210H245ZM248 211V209H247ZM83 212V211H82ZM85 212V211H84ZM127 212V211H126ZM159 212V210H158ZM187 211H185L186 213ZM254 212V211H253ZM80 213V212H79ZM148 213V212H147ZM181 213V212H180ZM195 213V214H193ZM246 213V212H245ZM251 213V212H249ZM88 214V212L86 213ZM98 214V213H96ZM159 215H161V213H158ZM175 214V213H174ZM173 214V215H174ZM81 215V214H80ZM99 215V214H98ZM105 215V214H104ZM108 215V214H107ZM110 215V214H109ZM114 215V214H113ZM117 215V214H116ZM121 215V214H120ZM144 215V214H143ZM163 215V214H162ZM162 215L159 217L161 218ZM172 215V216H173ZM176 215V214H175ZM174 215V216H175ZM215 215V214H213ZM212 215V216H213ZM225 215V216H226ZM78 216V214H77ZM84 216V215H82ZM94 216V215H93ZM115 216V215H114ZM186 216V214H185ZM189 216V214H188ZM194 216L191 218L189 217L190 221L194 218ZM216 216V215H215ZM81 217V216H80ZM95 217V216H94ZM93 217V218H94ZM103 217V216H102ZM111 217V216H110ZM145 217V218H144ZM153 217V218H154ZM164 217V218H163ZM163 219H164V223L167 222L168 220L166 219L169 216H164L163 215ZM178 221L182 222L181 218H178L177 215L175 216ZM220 217H221V213H220ZM229 217V216H228ZM97 218V217H96ZM100 218V217H99ZM174 218V217H173ZM185 218V217H184ZM217 218V217H216ZM95 219V218H94ZM101 219V218H100ZM150 218H148L149 220ZM176 219V220H177ZM198 219V218H197ZM200 219V217H199ZM218 219V218H217ZM97 220V219H96ZM99 220V219H98ZM103 220V219H102ZM101 220V222L103 223V221ZM138 220V218H137ZM167 220V221H166ZM173 220V219H172ZM171 220V221H172ZM210 220V219H209ZM219 220H217V222L219 223ZM83 221V222H82ZM126 221V219L124 220ZM140 221V220H139ZM138 221V222H139ZM147 221V219L145 220ZM189 221V222H190ZM198 222V220H196ZM200 221V220H199ZM211 221V220H210ZM209 221V222H210ZM214 221V222H213ZM213 223H217L215 222V220H213ZM98 222V221H97ZM121 222V221H120ZM123 222V221H122ZM143 222V221H142ZM149 222V221H148ZM159 222V221H158ZM169 222V221H168ZM167 222L166 226L169 225ZM184 222V221H183ZM196 222V223H197ZM205 222V221H204ZM101 223V224H102ZM125 225V222H123ZM128 223V222H127ZM151 223V222H150ZM150 223H148L150 225ZM154 223V221L152 222ZM151 223V225H152ZM186 223H188L186 221ZM185 223V224H186ZM193 223V221H192ZM195 223V222H194ZM207 224H209L208 222H206ZM96 224V223H95ZM139 224H141V222H139ZM156 224V223H155ZM174 224V223H173ZM176 224V223H175ZM181 223H179L180 225ZM184 224V223H183ZM184 224V225H185ZM213 227L214 225L212 223H210ZM103 225V224H102ZM117 225V224H116ZM120 225V224H118ZM122 225V223H121ZM129 225V223H128ZM165 225V224H164ZM178 225V224H177ZM188 225V224H187ZM193 225V224H192ZM194 225H198V224H194ZM218 225V224H217ZM227 225V224H226ZM104 226V225H103ZM126 226V225H125ZM137 226V225H136ZM143 226V225H142ZM153 226V225H152ZM155 226V225H154ZM157 226V224H156ZM155 226V227H156ZM181 226H183L181 224ZM179 226V227H181ZM186 226V225H185ZM200 226L202 227V223L200 224ZM198 225V227H200ZM216 226V225H215ZM110 226H108L109 228ZM119 227V226H118ZM160 228H163V225L159 226ZM174 227V226H173ZM192 227V226H191ZM196 227V228H198ZM205 227V226H204ZM211 227V226H210ZM112 228V227H111ZM139 228V227H138ZM137 227L135 229H138ZM145 228V227H144ZM194 228V227H193ZM206 228V227H205ZM212 228V227H211ZM64 229H66L65 231H63ZM110 229V228H109ZM123 229V228H122ZM128 229V228H127ZM142 229V228H141ZM204 229V228H203ZM213 229V228H212ZM214 229H216V227H214ZM104 230V229H103ZM111 231H113L112 229H110ZM120 230V227L118 229V231ZM144 230V229H143ZM152 230V229H151ZM207 230V229H205ZM218 230V227L217 229ZM220 230V229H219ZM123 231V230H122ZM136 231V230H133ZM63 232V233H62ZM143 232V231H141ZM205 234V231H203ZM202 232V233H203ZM208 232V230H207ZM214 232L216 233V231L214 230ZM110 233V232H109ZM121 233V232H120ZM128 233V232H127ZM138 233V232H137ZM220 233V231H219ZM132 234V233H131ZM131 234H127V235H131ZM136 234V233H134ZM140 234V233H139ZM126 235V236H127ZM138 235V234H137ZM141 235V234H140ZM139 235V236H140ZM133 236V235H132ZM136 236V235H135ZM142 236V235H141ZM126 238V237H125ZM130 238V237H129ZM136 238V237H135ZM148 238V237H147ZM148 238V239H149ZM131 239V238H130ZM140 239V238H139ZM137 240V238H136ZM135 241V240H133ZM132 241V242H133ZM128 244V243H127ZM136 244V243H135ZM130 245V244H129ZM134 245V244H133ZM132 245V246H133ZM128 246V245H127ZM131 246V247H132ZM138 246V245H136ZM177 247H181V248H185L186 249V253H177V251L175 252V250L172 248H176ZM203 248H207L208 252L206 253H202L203 250H201ZM139 248V249H138ZM180 248V249H181ZM206 249V250H207ZM183 250V249H182ZM108 251V250H107ZM123 251V250H121ZM205 251V250H204ZM109 252V251H108ZM119 252V251H117ZM185 252V251H183ZM115 255V253H114ZM119 255V253H118ZM123 256V255H122ZM123 259H125L123 257ZM120 260V259H118ZM156 261V259H155ZM176 261V260H175ZM132 262V260H131ZM127 263V262H125ZM141 263V262H140ZM180 263V262H179ZM214 263V262H213Z\"/></svg>",
  "mask_w": 264,
  "mask_h": 264
}]
</instances>
